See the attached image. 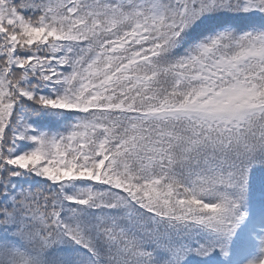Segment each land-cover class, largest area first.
<instances>
[{
    "label": "snow or ice",
    "instance_id": "snow-or-ice-1",
    "mask_svg": "<svg viewBox=\"0 0 264 264\" xmlns=\"http://www.w3.org/2000/svg\"><path fill=\"white\" fill-rule=\"evenodd\" d=\"M250 242L264 264V0H0V264Z\"/></svg>",
    "mask_w": 264,
    "mask_h": 264
},
{
    "label": "trees",
    "instance_id": "trees-1",
    "mask_svg": "<svg viewBox=\"0 0 264 264\" xmlns=\"http://www.w3.org/2000/svg\"><path fill=\"white\" fill-rule=\"evenodd\" d=\"M259 175V174H258ZM253 219L249 220V222L242 226L240 230V234L247 235L252 224L257 220V213L253 211ZM255 217V218H254ZM261 253H259L258 248L255 243L250 242L246 246H234L232 251V256L229 260L225 261L221 257L217 256L216 262L217 264H244L250 258H256ZM200 258L197 256H192L189 258L188 264H199Z\"/></svg>",
    "mask_w": 264,
    "mask_h": 264
}]
</instances>
